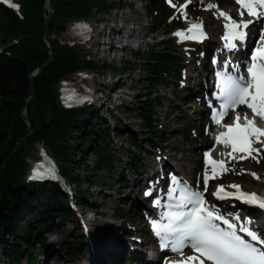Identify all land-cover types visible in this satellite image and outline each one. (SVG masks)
Segmentation results:
<instances>
[{
  "label": "trees",
  "instance_id": "16d2710c",
  "mask_svg": "<svg viewBox=\"0 0 264 264\" xmlns=\"http://www.w3.org/2000/svg\"><path fill=\"white\" fill-rule=\"evenodd\" d=\"M65 1L62 19L66 25L77 20H90L95 10L100 7L104 9L108 7L105 0ZM16 4L19 6L17 11L0 5V35L3 44V49L0 50V148L3 146L0 152V165L9 152L13 132L22 125V120L18 115L27 95L29 74L45 61L41 40L42 32L37 25L41 0H16ZM147 10L152 16L153 29L164 23L159 15L152 14L153 11L161 13L167 11L161 0H150ZM54 50L55 55L50 72L45 68L46 77L44 80L39 81L37 78L33 80L34 91L39 87L35 105L31 102L26 108V115L30 113L29 122L36 130L23 143L19 144V148L10 156L0 174V197L3 198L0 207V236L6 234L9 238V242L0 238V249L3 251V258L7 264H19L25 256L29 263H34L32 247L38 245L41 249H45L43 230L49 227L53 228V221L56 217L74 220L68 206V198L57 183L25 180L29 167L27 149L33 148L34 150L37 144H41L45 148L57 163L64 179L76 187V200L80 201L84 194V191L80 189L83 179L79 174L73 172L72 167L87 168L85 161L87 152L93 155L95 163L91 168V173L88 172L84 180L90 182L95 173L106 169L110 187L114 186L115 168L110 157L111 137L108 138L110 136L108 127H98L95 133H86L84 122L88 117L96 118L97 115L93 114V111L87 112L86 107L63 109L58 99L57 85L59 81L74 72L88 69L92 63L83 59L85 51L77 45L67 44L66 41L57 40L54 43ZM40 51H43V54H40ZM156 57L174 59V57L164 54ZM176 65L177 68L181 66L180 64ZM161 70L164 69L154 66L151 68V72L154 74ZM174 74L176 78L179 77L178 69ZM149 79L156 82L163 81L162 78L156 76ZM139 104L136 110L142 122L141 127L144 129L140 133L155 135L158 132L152 129L151 101L144 100ZM36 105L38 113L35 112ZM124 108L127 111L133 110L129 107ZM40 114L42 117H48L51 122L47 129H40L37 126L41 119ZM181 120L187 123L186 118ZM26 130L25 126L23 131L26 132ZM9 132L10 136L6 139ZM107 132L109 136H107ZM92 135L103 141L101 146L94 143ZM128 136L132 146L138 148L135 134L128 132ZM185 139L191 145L190 141H193L191 135H187ZM163 140L162 136L161 141ZM150 146L154 149V145ZM78 164L82 166H78ZM20 213L22 214L19 217ZM66 235L70 236L73 242L83 243L84 241L81 228L77 223L66 232Z\"/></svg>",
  "mask_w": 264,
  "mask_h": 264
},
{
  "label": "rangeland",
  "instance_id": "374dc122",
  "mask_svg": "<svg viewBox=\"0 0 264 264\" xmlns=\"http://www.w3.org/2000/svg\"><path fill=\"white\" fill-rule=\"evenodd\" d=\"M150 0H105V4L108 5V7L98 8L94 11L93 17L90 19V22L97 21L98 18H109V22H114L115 19H119V15L122 14L123 17H129L134 18V24L132 25V22L129 23V26H135L138 27L140 24H146V21L150 20L149 13L147 11L148 4ZM177 6L183 5L186 3V0H173ZM1 3V2H0ZM132 4V6H131ZM212 4H215L218 7V12L222 11L223 8L229 7L233 8L235 6V2L233 0H215L212 2ZM139 5H142L143 7L138 8ZM108 8V9H107ZM120 8V9H119ZM132 12L129 14V9ZM138 8V9H137ZM167 11L164 13L161 12H153L154 14H157L160 16V18L163 19V25L159 24L157 25L154 30L156 31H162L164 33L168 32L171 35V31H174L175 29L183 27V23L185 20L189 21H196V22H202V24L206 27V30L208 32V40L205 42L202 48L198 51L196 49V46H183L175 45L174 42L169 41L168 43H165L164 45H168L169 52L173 55L174 60L172 58L164 57V58H158L157 55H151L148 54L147 60L149 62L156 63L154 67L159 69L167 70L169 67L168 73L169 77L166 79L167 83H159L160 85H163L164 88L160 87L159 84L155 85L156 91L155 93L152 92V102L153 105L151 107L152 110V126L153 130H155V135H150L149 133L141 134L140 131H144V129L141 127L142 122L140 118L138 119L137 110L136 107H138L140 104V101H143L146 97L144 95V92L146 89L149 88L146 84H141L138 81L133 82H126L123 86V89L129 92L130 97H127L125 100H122V103H125L127 107L133 109L131 111H123L122 108H117V110H113L111 112V118L106 115V111L103 107H100L98 103L96 104L97 109L94 111L97 115L96 118L88 117L86 121L84 122L85 132H93L95 133L97 128H107L109 129L110 135L112 140L110 139L111 144V150H110V157L112 159L113 166L115 168V180H114V186L113 188L110 187V180L108 179L107 170L103 169L99 173H95L93 176V180L90 182H87L84 180L85 177H87V173H91V168L94 165V158L93 155L89 154L87 152L86 154V162H87V168H76L72 167L73 172L76 174H79L81 179H83L82 185L80 189H82L84 194L82 195V198L84 200V207L86 208H93L94 211H100L105 206L112 207L114 206L115 211L113 214L116 219L120 218L117 215L121 216V219L124 221H128L130 224H133L136 227L142 228L143 232L142 234H139L140 237L144 238L146 240V227L145 222L143 221V218L141 216V210L140 207L143 205V201L139 199V191L137 188H135L136 198L133 197L131 192V187L127 186L128 182L127 179H122L119 177V165L122 163H125L127 165L128 169L136 170L133 173H137L138 165L143 162L144 160H150L153 162V160L156 157H163V155L168 158V165L170 168L174 167L176 168L179 173H182L187 178L194 181V185H197V176L200 171V151L201 148L205 147L206 145H209L210 140L205 136L204 134V125L206 124V116L203 112V109H205L203 106H200L198 104V100L196 98H199V96H194L192 93H195L196 88L192 87L191 81L193 80L195 72L193 71V66H191V71L189 72V66L185 65L186 60V53L189 52L190 56L192 57V62L190 64L192 65H199V64H207L206 56L203 54L205 51V47L210 45V42H215L216 38H218V27H219V20L215 15H217L216 11L213 9L206 10V6L203 5V3H198L196 0H191L190 3H188L187 8L185 9V12L187 14V18L185 19L183 16H181L179 13H176L175 10H170L166 8ZM141 13H146L147 16H141ZM118 13V14H117ZM1 14V10H0ZM125 14V15H124ZM166 14H169L168 18L165 17ZM64 13L62 12L61 17H63ZM141 18L142 20H140ZM146 18V19H145ZM165 18V21H164ZM190 18V19H189ZM235 19H239L238 15H234ZM161 19V20H162ZM167 20V21H166ZM71 24V23H69ZM69 24H65L64 20H62V30L57 35V37L53 38L54 43L62 40H69L67 34ZM39 26V22L37 23ZM167 33V34H168ZM166 34V35H167ZM168 36V35H167ZM156 38H160V35H157ZM79 48H82L83 50L86 49L84 44L78 45ZM3 49V44L1 42V35H0V50ZM207 54V53H206ZM144 57V56H142ZM202 57V58H201ZM190 58V57H189ZM201 58V59H200ZM172 63V64H171ZM182 63V69L181 72H179L180 75H184L185 79L182 81L184 82V87L181 88L180 84H177V81L181 80L174 76V73L176 71V64ZM89 72H96L99 70V67L95 64H90V67L86 69ZM187 70V71H186ZM104 71H106L104 69ZM197 72V71H196ZM201 74L204 77L205 80V72L200 71ZM206 85H207V80ZM204 81V82H205ZM132 87V88H131ZM199 89V87H197ZM98 93L96 92L94 96H97ZM138 95V96H137ZM155 97V98H154ZM121 103V104H122ZM180 110H179V109ZM201 109V110H200ZM86 111H92L90 107H86ZM161 114H158L159 112ZM201 112V115H192L190 112ZM35 112L38 113V106H35ZM99 115L102 117L100 118ZM41 119L38 121V128L40 129H47L51 122L49 121L48 117H42L40 114ZM122 119L126 122V124H123L128 127V130L122 129V123L119 121V119ZM186 118L187 123H184L181 119ZM202 122V124L199 126V122ZM42 122V123H41ZM124 122V123H125ZM30 127V134L31 136L36 128L32 127L31 122H29ZM121 125V127H120ZM110 126H113L114 129L109 128ZM28 128V127H27ZM188 130H191V132L188 133ZM128 132H132L136 136V142L138 143V148H134L129 141ZM101 133V132H100ZM118 133L119 137L113 138V136ZM191 135V138L193 141L191 142V145L188 144L186 141V136ZM28 136V137H29ZM94 138V143H96L98 146L102 145V140L99 139V137L92 135ZM107 136L108 132H107ZM164 138L163 141H161V138ZM90 139V137H88ZM110 138V136L108 137ZM24 141L20 142L23 143ZM197 143V145H194ZM200 143V145H199ZM154 145L153 152L150 151L151 146ZM42 149V145H35V149H27V161L29 163H33L34 160H36L40 156V151ZM132 154V155H131ZM180 157V158H179ZM137 166H135L136 164ZM251 166V170L254 171V173L257 174L259 179L253 178L252 175L249 174L247 165ZM78 166H82L78 164ZM227 167L232 169V171L227 172L225 175H221L219 178L214 179V181L208 186L207 192H205V197L208 198L212 195L213 192L217 190L218 185H231V184H237L240 185L243 189L248 188H254L256 189L257 193L264 195V153H262L259 157V162L257 163L255 160H244V161H236L233 160L229 164H227ZM241 169H244L245 172L243 174H237L240 172ZM127 171V170H126ZM125 171V173H126ZM167 172L164 170L162 172V177L167 178ZM72 187V186H71ZM70 187V188H71ZM133 189V185H132ZM76 191V187H72L70 189V193L66 194L68 195V198L70 199L72 196V192ZM65 192V191H64ZM138 198V199H137ZM3 198L0 197V207L2 205ZM224 202H220V204H223ZM240 206L239 204H232V207L234 209H237V207ZM108 207V210L110 212V208ZM22 213H20L19 217ZM53 229L50 233L46 234L44 233L43 238L45 240V249L48 247V241L49 238H57L61 242L58 245L59 249L58 252H56V255H62L65 257V259H72L75 261V258L81 257L82 253L85 249V244L83 245L78 242H73L71 240V237L66 235V232L70 229H72L75 225V221L60 219L59 217H56L54 219ZM121 225H124L123 222L121 223L118 221ZM101 228H104V225L99 224ZM107 231V230H106ZM1 240L5 242H9V238L6 234L3 236H0ZM41 249L38 245H34L32 247V258H34V263L36 264L39 257L42 256V252L44 251ZM27 257H23L19 264H25V259ZM0 264H7L5 262V259L3 258V251L0 249ZM74 264H78V262L75 261Z\"/></svg>",
  "mask_w": 264,
  "mask_h": 264
},
{
  "label": "snow or ice",
  "instance_id": "6c2138e0",
  "mask_svg": "<svg viewBox=\"0 0 264 264\" xmlns=\"http://www.w3.org/2000/svg\"><path fill=\"white\" fill-rule=\"evenodd\" d=\"M185 19V9L191 0H186L183 5L177 6L172 0H166ZM239 5L237 14L239 21L234 20L230 14L219 11L217 15L224 18V40L226 47H236L232 41H243L246 38L244 31L254 20L264 19V0H236ZM18 9V5H11ZM209 3L206 10L215 8ZM247 15L251 19H244ZM86 28V26H77ZM173 35L183 40H202L206 38L202 29V22L191 24L186 31H176ZM251 62L247 66L248 77H234L227 73H218L223 77L218 81V98L222 100L219 112L213 110L214 123L220 124L227 115L228 110L235 111L238 106H245L251 110L252 117L245 113L243 117L239 113L230 125H224L227 129L216 137V143L230 148L228 153L231 160L253 159L257 163L264 153V128L257 126L256 120L264 121V30L261 32L258 46L251 53ZM227 67V64L225 65ZM243 121L241 124L240 121ZM259 144L260 147H254ZM243 153V155H235ZM210 153H205V172L203 174L204 192H207L210 179H217L232 169L225 162H217L209 159ZM208 166H211L212 175L208 174ZM241 169L239 174H243ZM255 179H259L256 173H249ZM171 184L168 188V200L165 205L169 211L161 213V219L167 223L152 222L154 233L160 240L161 248H171L173 252L180 254L181 260L174 264H264V236L253 230L251 219L246 217L241 221L238 213L225 216L220 213L216 205H209L204 198V192L194 191L187 183H183L171 176ZM226 188L235 189L234 192L226 191ZM179 193V195H176ZM151 195V190L145 192ZM217 200H238L242 204L258 207L264 210V197L258 193H247L240 185H218L212 193ZM154 206L160 205V200L153 201ZM219 222V223H218ZM223 225V226H222ZM189 247L192 255L185 256L183 249Z\"/></svg>",
  "mask_w": 264,
  "mask_h": 264
},
{
  "label": "bare ground",
  "instance_id": "6f19581e",
  "mask_svg": "<svg viewBox=\"0 0 264 264\" xmlns=\"http://www.w3.org/2000/svg\"><path fill=\"white\" fill-rule=\"evenodd\" d=\"M51 1L52 5L50 7L48 0H41V9L39 14L40 30L42 34L45 32L48 34L51 45V52L48 56L47 65L45 66L49 72L55 55L53 38L57 37V35L62 30L63 19L61 14L66 3L65 0ZM196 1L201 4L203 3L204 6H207L214 0ZM138 8L141 7L138 6ZM237 9L238 6L235 3L233 8L225 7L222 11L233 16L234 14H237ZM131 13L132 12L129 11V14ZM140 15L144 16L145 13L140 12ZM119 19L123 22H132V25H135L134 18L131 19L128 16L125 18L122 16V14H120ZM67 35H69V39H77L79 37L76 32L72 30H68ZM157 35H160L158 31L150 34L145 28L142 30H131L116 26L114 22H109V18H98L97 21L91 22V31L89 32V39L86 42L88 53L87 58L92 61L93 64L97 65V67H99V70L91 75V88L93 89L94 93H98V95L96 94L97 96H100L103 99L109 98L112 101V103L108 106L111 110L116 111L117 108L121 107L124 111V107L127 106L125 103H122V100L130 97L129 92L126 91V89H123V86L126 82L138 81L140 82V85L144 83L149 86V88L144 92V95L146 96L144 99L147 98L152 101V92L155 93L156 88L155 84H152L149 80V77H152L153 74L148 70L151 66H149L150 62L147 60V55L151 52L159 53L164 51L163 42L165 38L162 35H160V38H156ZM211 44L212 41L210 42V45ZM190 62H192L191 58L185 61V65H190L188 69L189 72L192 69L191 66H193V71L195 72L193 80L191 81L192 87H204L205 80L200 71L204 72L208 69L204 67V64L194 66L190 64ZM37 67L30 72V80H34ZM104 69L106 71H104ZM71 80L76 85L80 83L79 78L74 76H72ZM38 92L39 87L34 91L31 99L32 104L35 103ZM65 93L66 91L64 94ZM118 105L120 106L117 107ZM157 113L161 114L160 111ZM190 113L194 116L201 115V112L196 111ZM29 114L26 115V118L22 121L21 127L13 132L9 152L7 154L15 153L19 148L20 141H25L28 138L29 129L27 128L26 132H24L23 129H25V126L28 127L27 124L29 122ZM119 120L122 119L120 118ZM2 149L3 146H1L0 152ZM214 154H216L218 157L220 156L227 164L230 163L228 154H224L222 152L217 154L216 151H214ZM250 159L251 158L248 160ZM158 160L160 162H158ZM247 168L249 173H254V171L251 170V166L249 164L247 165ZM164 170L167 172L172 170L177 172L176 170L170 168L168 165V158L163 155V157H156L153 162L150 160H144L143 162L141 161V163L138 165L136 174L133 173L136 170L131 168L128 169L127 165L122 163L119 165V177L122 179H127L126 182L129 184L127 186L131 187L132 195L135 198L136 195H134V193L135 188H137L140 194L139 199H141L143 198L142 191L149 188V181L156 179L157 181L163 182L162 172ZM173 175L175 176V174ZM241 189L247 193H257L256 189L254 188ZM225 190L229 192L235 191V189L232 188H226ZM68 192L71 194L70 191ZM206 201L209 205H216L222 212L229 208H233L232 204L227 202L220 204V201H218L213 195L209 196ZM83 204L84 200L83 202H80L74 197H71L68 201L69 209L72 212L74 218L73 222L75 221V223H77L81 228V233L84 238V241L81 244L83 245L86 243L81 257L75 258V261L78 262V264H155V262H157V260L154 261L155 257L152 259L147 258L148 256H152L154 252H152V245L139 235L142 234L143 229L136 227L133 224H130L128 221H124L123 219H116L117 217H115L113 214L115 211L114 206H105L103 209L97 212L94 211L93 208L88 209L84 207ZM108 207L110 208V212ZM248 212H251L250 215L255 217V229H260L259 222L261 221V218L257 217L250 210H248ZM118 221L121 223L123 222L124 225H121ZM54 222L55 221H53V224ZM99 224L104 225L105 229L101 228ZM51 228L52 227L44 229L42 234L44 235V233H50L52 230H54ZM47 241L49 245L47 249L42 252V256L38 258L36 264L75 263V261L72 259H65V257L62 255L55 254L58 252V245L61 242L59 239L49 238ZM134 253H137L138 255L136 261L131 257Z\"/></svg>",
  "mask_w": 264,
  "mask_h": 264
},
{
  "label": "water",
  "instance_id": "95a60500",
  "mask_svg": "<svg viewBox=\"0 0 264 264\" xmlns=\"http://www.w3.org/2000/svg\"><path fill=\"white\" fill-rule=\"evenodd\" d=\"M50 7L52 5V1L48 0ZM42 43H43V49H44V54L43 51H41V53L43 54V58H45V61L39 65L37 67L36 70V75L35 78H37L39 81H43L44 78L46 77V72L44 71L45 66L47 65V60H48V56L50 55L51 52V45H50V40H49V36L48 34L45 32L44 34H42ZM27 95L25 96L23 103L20 107L19 110V118L23 121L26 118V108L29 105V103L31 102L32 96L34 94V84H33V80H30V77H28V88H27ZM29 122H28V134H30V127H29ZM10 136V132L7 135L6 139ZM24 140H21L20 142H22ZM19 143V142H18ZM12 155V153H9L5 156V158L3 159L1 165H0V174L3 171L8 159L10 158V156Z\"/></svg>",
  "mask_w": 264,
  "mask_h": 264
}]
</instances>
